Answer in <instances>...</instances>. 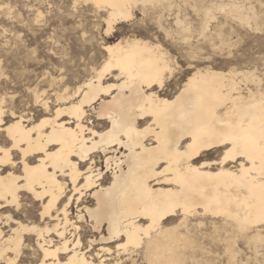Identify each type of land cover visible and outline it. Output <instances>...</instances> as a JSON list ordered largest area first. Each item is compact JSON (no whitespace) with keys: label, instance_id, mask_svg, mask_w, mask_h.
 <instances>
[{"label":"snow or ice","instance_id":"6c2138e0","mask_svg":"<svg viewBox=\"0 0 264 264\" xmlns=\"http://www.w3.org/2000/svg\"><path fill=\"white\" fill-rule=\"evenodd\" d=\"M161 7H171L173 14L160 13ZM259 9L253 23L251 17L237 22L222 9L197 12L187 0H0V169L12 179L8 195L0 196V210L9 213L0 216V242L6 244L0 250V264H104L103 260L80 259L76 245L69 248L60 225H52L67 220L68 204L73 202L67 193L82 195L99 178L96 161L85 153L128 147L120 139L119 125L108 128L102 120L103 128L93 131L84 116L86 101L77 103L83 96L95 95L88 88L106 75L119 72L118 81L125 76L135 78L138 61L133 53L141 44L122 39L118 29L123 26L129 31L144 30L141 34L147 33L157 52L151 83L165 87L167 73H171L173 79L187 78L189 86H212L207 98L201 96L187 106L195 131L184 134L188 137L184 143L176 142L175 155L199 165L189 167V173L207 168L216 178L230 182L216 185L215 195L202 188L184 190L179 176L171 178V157L162 158L158 168L142 176L149 203L139 215L150 213L153 224L169 215L200 221L191 236L194 243L183 252L173 251L172 255L184 259H150L144 237L151 225L148 230L126 233L119 226L110 227V239L128 237L112 250L116 256L124 254L116 264H264V0ZM81 69L90 72L93 80L77 87L86 78ZM68 84L72 87H65ZM65 107L74 118L68 125H75L71 147L79 144V152L51 134L47 139L40 135L52 126L41 117L51 116L55 108L59 120ZM33 138L44 145L35 149L45 156L43 168L30 169L23 159L29 155ZM25 144L27 148L22 147ZM196 156L206 163L192 160ZM5 166L13 171L23 167L26 175L13 178ZM69 168L71 181L65 185L57 176L65 169L67 180ZM29 173L33 174L30 184L17 183L29 179ZM148 184L169 191L157 193ZM173 187L177 191H171ZM24 189L29 197L23 195ZM17 192H21L19 197ZM60 195L68 203L54 213ZM45 198L49 199L44 210L30 220L29 200L37 203ZM95 216L92 210L76 216L71 221L72 234H91L86 217ZM180 227H184L183 220Z\"/></svg>","mask_w":264,"mask_h":264},{"label":"bare ground","instance_id":"6f19581e","mask_svg":"<svg viewBox=\"0 0 264 264\" xmlns=\"http://www.w3.org/2000/svg\"><path fill=\"white\" fill-rule=\"evenodd\" d=\"M236 4H232L231 8L229 7V13L232 16L235 15L234 17H237L239 21H248V15L243 11L244 7L241 8ZM170 8H167L169 15L171 12L173 13ZM164 10L166 9L161 7L159 12L163 13ZM207 10L205 7L203 12ZM124 40L131 45H135L137 42L141 44V47L134 49L133 53L138 61V70L135 78L125 76L118 81L117 76L120 73L114 72L111 74L113 81L105 83L104 76L102 80H96L94 85L88 88L89 93L94 92L95 95L83 96L77 103H80L81 100L86 101L84 104V116L87 118L88 125L94 126L93 131L103 128L102 120L108 124V128H111L113 123L119 125L120 132L123 134L120 139L128 147L113 146V149L107 152L101 149H94L92 152L85 153L92 156L96 161L95 171L99 178L92 180L90 186L84 188L82 195L73 196L72 193H67L68 198L73 200L71 204H68L67 220H57L52 226L60 225L59 230L65 234V239L69 242V248L75 244V251L80 259L86 258L89 261L94 259L103 260L104 264H108V260H111L112 264H116L117 260L124 259V254L121 252L120 256H116L115 251L112 250L117 249L119 244L126 243L128 237L127 235H118L110 239V227L119 226L120 232L126 233L129 230L135 231V229L148 230L150 225L149 235L144 237V247L149 252V258L184 259V256L172 255V253L173 251L183 252L185 249L191 248L194 243L191 238L193 229L200 221H190L185 220L183 216L177 218L174 215H169L153 224L150 213L139 215L141 212H146L149 203L144 184L142 183V176L150 173L153 167L158 168L162 158L171 157V178L179 176L182 181L181 187L184 190L202 188L210 190V195H215L216 185L223 184L226 181L230 182L225 177L216 178L215 173L207 168H200L198 172L189 173L187 171L189 167L198 168L199 165L192 161L183 162L180 157L175 155L176 142L184 143L188 140V137L184 134L189 131H195L192 121L187 118V106L195 104L201 96L207 98L212 86L204 83H194L189 86L188 79L185 78L171 97H167V93H164V87L151 83L155 78L156 68L154 65L157 60V52L151 46V43L136 37L125 38ZM114 55L118 57L120 54L115 53ZM160 72L161 75H164L162 65ZM167 75L169 78L172 77L171 73H167ZM92 80L93 76L90 74L76 86L88 85L89 81ZM167 80L164 81L165 85ZM67 86L65 85V87ZM62 111L65 115L61 116L59 120L55 119V108H53L51 116L41 117V119L50 120L52 126L46 130V133L42 132L40 135L47 139L48 135L51 134L53 139L64 141L65 145L70 147V150L79 152L81 150L79 144L75 145L74 148L71 147V134L75 131V125L68 127L74 118L68 112V108L65 107ZM88 112L93 113L95 121L91 120ZM182 116L184 117L183 120ZM76 123H81V121H76ZM60 125H64V128H60ZM53 130H55L54 134ZM104 130L107 131L108 129ZM179 137L182 138L178 139ZM186 146L187 144H185ZM22 147L27 148L28 145L25 144ZM39 147H44V145L33 138V145L29 155L23 157L30 169L44 167L45 156L35 151ZM180 151L182 152L183 150L180 149ZM101 157L105 165L104 172L100 163H98ZM69 159L72 160V163L76 162L72 157H69ZM33 160L34 162H32ZM192 160H199L200 164L206 163L199 156L193 157ZM177 161H180V163H177ZM48 163L51 164L52 161H48ZM5 167H8V171L12 172L13 178L26 175L23 167L20 168V171H13L9 166ZM64 171L65 169H61L57 180L69 185L72 169L66 170L69 172L67 180L64 178ZM81 171L83 170L81 169ZM216 171L218 172L220 169H216ZM108 172L110 173V178L107 176ZM27 175L29 179L17 180V183L30 184L33 174L29 173ZM35 175L38 178L40 173L37 172ZM11 184L12 179L0 169V196L8 195L9 185ZM83 184V180L78 181V185L82 186ZM147 187H155L157 193L169 191L168 188L159 185L148 184ZM171 191L175 192L177 189L173 187ZM220 191L223 192L224 189L221 188ZM22 192L25 197L31 195L26 189L22 190ZM20 195L21 192H17V196L19 197ZM87 196L92 199L87 201ZM8 198L10 200L11 196L9 195ZM48 199L45 198L37 203H32L29 200L28 206L32 213V215L28 216L30 220L33 219L34 215L44 210ZM5 203L7 204V201ZM67 203L68 201L64 199V196L60 195L53 212L55 213L57 209H63ZM73 204L76 208V214L70 216V207ZM7 206L9 208L12 207L10 204ZM35 209L37 210L36 213L34 212ZM90 210L96 211L95 217H86L92 225L90 228L91 234L74 236L72 233L75 229L72 228L71 221L76 216L85 215ZM8 214V212L0 210V216H7ZM60 215H63L62 211ZM182 220L184 221L183 229L180 227ZM133 222L135 223V228H133ZM97 224L98 226H96ZM44 226H48L47 222L44 223ZM49 239L51 241L52 238ZM55 239H58V237H55ZM41 242H43V237H41ZM5 246L4 242H0V250ZM106 249L109 251L105 252L104 250ZM96 253L104 254L97 256ZM128 254L131 255L132 253L129 252ZM188 258L191 259L190 256Z\"/></svg>","mask_w":264,"mask_h":264},{"label":"rangeland","instance_id":"374dc122","mask_svg":"<svg viewBox=\"0 0 264 264\" xmlns=\"http://www.w3.org/2000/svg\"><path fill=\"white\" fill-rule=\"evenodd\" d=\"M231 1V2H230ZM3 2H8V0H3ZM42 2V0H41ZM178 3H183L184 0H177ZM187 2L192 6V8H194L197 12H203V10L205 9V7L207 9L209 8H215L217 11L218 10H223L224 12L228 13L229 15L232 16V14L229 13L228 9H230L233 5H236L243 8V11L244 13L248 15V18H252L253 19V23H256V17H259L260 15V9H259V4H260V0H187ZM221 3V4H220ZM224 7V8H223ZM230 7V8H229ZM170 10L173 11L172 8H170ZM178 10H182V9H178ZM167 11L168 13V10H164V12ZM170 12V11H169ZM251 13V14H250ZM173 14L172 12L170 13V15ZM235 15H233L232 17H234ZM235 20L238 22V18L235 17ZM124 23V22H123ZM122 23V24H123ZM118 31L122 34L121 38L122 39H125V38H130V37H136V38H140L142 40H147L148 42L152 43L151 41L148 40V35L147 33L145 32V34H141L142 31L144 30H132V31H129L128 30V27L127 26H123L121 28L118 29ZM81 72L83 74L86 75V78L87 76H89L91 73L88 72L86 69H81ZM185 78H175L173 79L172 77H170L167 82H166V86L163 88L164 89V93L167 95V97H171V95L175 92V89L177 87H179L181 81H183ZM82 81V79L80 80ZM113 80L111 79V75H106L105 76V79H104V82L105 83H111ZM179 81V82H178ZM69 88L72 87L71 84H68ZM88 114L90 115L91 117V120H94L92 118L93 113L91 114V112ZM95 121V120H94ZM97 122V121H96ZM102 157L99 159V162L100 165L101 164H104V162H102ZM97 160V159H96ZM104 169L103 168V172H104ZM107 176L110 178V173L108 172L107 173ZM90 199H92L91 197H88L87 196V201H89ZM90 203V202H88ZM34 212L36 213L37 210L35 209ZM70 216H74L76 214V208L74 206V204L70 207ZM89 231H91V229H89Z\"/></svg>","mask_w":264,"mask_h":264}]
</instances>
